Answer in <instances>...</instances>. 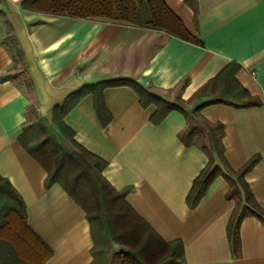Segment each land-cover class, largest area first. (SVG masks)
I'll return each mask as SVG.
<instances>
[{
  "label": "crops",
  "instance_id": "0c3cea01",
  "mask_svg": "<svg viewBox=\"0 0 264 264\" xmlns=\"http://www.w3.org/2000/svg\"><path fill=\"white\" fill-rule=\"evenodd\" d=\"M23 1L0 0V174L19 192L29 226L53 252L45 264H90L94 239L84 208L61 182L46 186V168L19 136L37 119L53 122L56 105L99 81L134 80L168 101L180 98L191 115L203 100L196 93L232 62L240 64L236 79L261 104L215 103L201 114L223 124L233 170L261 155L245 179L264 206V0H196V16L185 0H164L201 44L121 20L28 11ZM6 38L22 50L18 62ZM104 98L108 125L101 124L92 93L77 100L64 121L78 144L108 162L103 174L109 182L130 188L126 199L142 218L164 240H182L184 260L176 264H264V223L256 216L242 219L234 251L228 228L236 203L227 197L224 176L196 207L188 206L208 157L199 144L181 140L187 117L172 111L153 124L156 106L143 108L128 85L107 87Z\"/></svg>",
  "mask_w": 264,
  "mask_h": 264
},
{
  "label": "trees",
  "instance_id": "16d2710c",
  "mask_svg": "<svg viewBox=\"0 0 264 264\" xmlns=\"http://www.w3.org/2000/svg\"><path fill=\"white\" fill-rule=\"evenodd\" d=\"M185 1L196 16V0ZM22 8L59 16L121 20L142 28L164 30L201 44L164 0H24ZM22 55V50L17 49L15 62ZM239 67L240 64L232 62L208 81L196 93V97L203 100L193 108L191 115L180 98L171 102L134 80L116 78L83 86L63 104L54 107L53 122L46 118L37 119L20 134L22 145L46 168V186L61 182L66 192L86 211L94 239V259L90 264H109L111 258L107 245L112 239L123 245L120 251L121 264H176L184 260L182 240H164L142 218L126 199L130 188L118 190L109 182L103 174L108 162L78 144L74 139V131L64 121L72 105L85 94L92 93L98 118L103 126L108 125L112 115L104 98L107 87L128 85L138 94L143 108L155 105L156 111L150 118L155 125L161 124L172 111H179L187 117V127L180 133L181 140L187 146L199 144L208 157L207 164L193 181L186 198L187 204L190 208L196 207L214 179L224 176L230 185L227 197L233 198L236 203L228 228L236 253L240 247L239 226L242 219L252 215L264 223V206L257 202L245 179L246 173L260 161L261 155H254L239 170H233L225 157L223 124L211 122L201 114L204 106L215 103L236 107L261 104L260 98L251 95L236 79L235 73ZM31 133L34 142L29 140ZM216 158L221 164L216 163ZM0 193L14 202L0 222V241L11 246L21 261L45 264L53 252L29 226L24 200L1 174Z\"/></svg>",
  "mask_w": 264,
  "mask_h": 264
},
{
  "label": "rangeland",
  "instance_id": "374dc122",
  "mask_svg": "<svg viewBox=\"0 0 264 264\" xmlns=\"http://www.w3.org/2000/svg\"><path fill=\"white\" fill-rule=\"evenodd\" d=\"M8 43V45L12 46L14 51L17 52L16 44L12 43V40L6 38L5 39ZM23 73L24 70L19 67L18 71L16 73ZM21 80L24 82L27 81L26 75L23 73L22 77H20ZM29 140L31 142H34L33 134L29 136ZM72 144V143H71ZM14 205L13 200H11L9 197L3 195L0 193V222L3 220L4 214L7 212L9 208H11ZM108 253L110 255V258L116 262L117 264L121 262V256L120 251L123 248V245L116 241L115 239H112L111 242L107 245ZM0 264H26L25 262L21 261L14 252V249L9 246L8 244L0 241Z\"/></svg>",
  "mask_w": 264,
  "mask_h": 264
},
{
  "label": "built area",
  "instance_id": "2783aa9c",
  "mask_svg": "<svg viewBox=\"0 0 264 264\" xmlns=\"http://www.w3.org/2000/svg\"><path fill=\"white\" fill-rule=\"evenodd\" d=\"M252 74H254V75H255V74H256V71H253V72H252Z\"/></svg>",
  "mask_w": 264,
  "mask_h": 264
}]
</instances>
